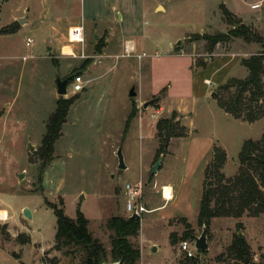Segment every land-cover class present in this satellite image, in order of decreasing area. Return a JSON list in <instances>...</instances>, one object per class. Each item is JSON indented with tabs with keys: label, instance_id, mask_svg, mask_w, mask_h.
<instances>
[{
	"label": "rangeland",
	"instance_id": "1",
	"mask_svg": "<svg viewBox=\"0 0 264 264\" xmlns=\"http://www.w3.org/2000/svg\"><path fill=\"white\" fill-rule=\"evenodd\" d=\"M235 24L264 36V0H0V264H90L84 247H57L53 206L71 218L81 210L106 262L115 263L108 221L131 216L128 183L143 186L147 209L139 235L128 238L141 252L136 264H264V212L215 217L209 249L195 240L204 229L200 203L214 146L226 150L223 171L233 177L243 143L264 134V115L249 122L222 107L236 90L225 85L249 74L243 60L264 52L243 36L210 48L207 37L229 34ZM74 74L83 90L70 82L60 96L58 77ZM61 97L75 102L43 167L38 151ZM174 113L183 135L170 139L152 173L165 143L157 123ZM240 231L250 246L247 263L229 250ZM183 240L194 255L181 249Z\"/></svg>",
	"mask_w": 264,
	"mask_h": 264
},
{
	"label": "trees",
	"instance_id": "2",
	"mask_svg": "<svg viewBox=\"0 0 264 264\" xmlns=\"http://www.w3.org/2000/svg\"><path fill=\"white\" fill-rule=\"evenodd\" d=\"M223 11L229 20L233 19L226 7H223ZM231 36H243L256 40L264 48V36H259L244 25L229 34L207 37L211 42L210 48L214 49L217 43L227 41ZM243 64L248 68L249 74L243 80H232L225 85L227 89L235 87L236 90L234 97L230 101H224L222 107L236 118L245 117L249 122H254L264 115V109L261 110L259 106L261 101L264 103V52L244 59ZM245 98L249 102L248 105L247 102L244 103ZM74 102L75 98L61 97L57 102L56 110L47 122L42 146L38 151L43 167L53 159L55 143L62 135V126L67 121L70 107ZM245 107H248L246 114H244ZM174 120L175 113L171 119L163 118L157 123L158 135L162 141H165L162 144L164 146L161 145L159 157L166 154V147L172 137L183 135L182 131L177 130ZM226 162V150L218 145L214 146L212 161L205 169L204 190L199 212V223L207 229L215 217H242L245 213L259 215L264 212V134L259 140L248 139L243 143L239 153L238 173L233 177H228L223 171ZM53 208L57 216V247H84L90 264H102L107 259L106 249L90 231L89 220L84 213L78 210L76 218H71L65 213L64 208L59 206H53ZM108 227L114 230L116 235V238L112 239L116 260L125 257L126 264H136L141 257V252L129 242L128 238L139 235L141 217L113 216L108 221ZM188 234L186 233L185 236H189ZM229 250L244 262L250 254L249 244L239 233Z\"/></svg>",
	"mask_w": 264,
	"mask_h": 264
},
{
	"label": "water",
	"instance_id": "3",
	"mask_svg": "<svg viewBox=\"0 0 264 264\" xmlns=\"http://www.w3.org/2000/svg\"><path fill=\"white\" fill-rule=\"evenodd\" d=\"M22 23H25L26 22V19L23 17L22 18ZM235 27H239V24H236ZM74 75H71V76H68L66 78H61V76L58 77L57 79V86H58V89H57V92L60 96H65L68 94V85L70 84V82L73 80ZM137 95V92L135 90V87L132 88V90L130 91V97H133V96H136ZM147 106V104H145ZM33 149V147L31 148V150ZM117 156H118V159H119V167L122 168V169H126L127 166L125 164V160H124V155H123V151H122V147H119L118 151H117ZM163 157L164 155H161L158 160L156 161V163L154 164V166L151 168V172L152 173H156L159 166L161 165L162 163V160H163ZM81 199L84 198V195H82L80 197ZM24 214L26 217L28 218H31L32 217V214L30 212V210L28 208H25L24 209ZM132 217H135V218H140L141 217V213L139 212V205L137 204L132 215ZM242 231L239 232V234H241ZM195 240H196V247L199 249V250H207L209 249V243H208V240H207V228L204 226V229H203V232L201 234L200 237H195ZM156 249V247H155ZM249 261V257H247L245 259V262L247 263ZM102 264H126L125 263V257H122L120 259H117L115 261V263H109V262H106L103 261Z\"/></svg>",
	"mask_w": 264,
	"mask_h": 264
},
{
	"label": "built area",
	"instance_id": "4",
	"mask_svg": "<svg viewBox=\"0 0 264 264\" xmlns=\"http://www.w3.org/2000/svg\"><path fill=\"white\" fill-rule=\"evenodd\" d=\"M261 5L262 4L260 2H258V3H253L251 5V7L253 9H257V8L261 7ZM31 43H32V39H28L27 45H31ZM125 51H126L127 55H131L135 52V44L132 40H128L125 43ZM71 84H73L75 91L83 90L84 81H83L82 75L76 74L74 76L73 80L71 81ZM126 190H127L128 196H129V199H128L127 205H126V208H127V211L129 212V214L132 215L137 204L139 205V212L140 213L146 212L147 209L141 201L142 196H143V186L141 184L128 183L126 185ZM180 247L189 256L194 255L192 250H191V245H190L188 240L181 241Z\"/></svg>",
	"mask_w": 264,
	"mask_h": 264
},
{
	"label": "bare ground",
	"instance_id": "5",
	"mask_svg": "<svg viewBox=\"0 0 264 264\" xmlns=\"http://www.w3.org/2000/svg\"><path fill=\"white\" fill-rule=\"evenodd\" d=\"M167 188H169L170 190H167ZM164 197L166 199H171L172 198V189L170 185H166L164 186ZM3 214H6L3 212Z\"/></svg>",
	"mask_w": 264,
	"mask_h": 264
},
{
	"label": "crops",
	"instance_id": "6",
	"mask_svg": "<svg viewBox=\"0 0 264 264\" xmlns=\"http://www.w3.org/2000/svg\"><path fill=\"white\" fill-rule=\"evenodd\" d=\"M65 53L68 54V55H71V54H73V51L70 50V48L67 47V49L65 50Z\"/></svg>",
	"mask_w": 264,
	"mask_h": 264
}]
</instances>
